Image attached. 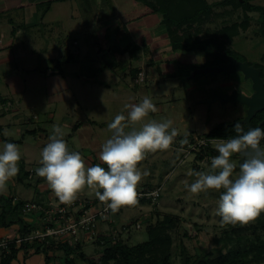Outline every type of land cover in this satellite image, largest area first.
<instances>
[{
    "label": "rangeland",
    "instance_id": "rangeland-1",
    "mask_svg": "<svg viewBox=\"0 0 264 264\" xmlns=\"http://www.w3.org/2000/svg\"><path fill=\"white\" fill-rule=\"evenodd\" d=\"M46 1L25 0L28 4ZM207 1L216 5L223 0ZM250 4L264 7V0H251ZM45 8H40V13L32 17L34 24L40 26L35 30L30 26L31 20L24 9L10 13L0 23V34L6 35L4 41L12 39L13 26L19 29L14 39V57L0 64V128H3L0 134L21 140L22 135L15 128L20 122L15 115L39 116L38 121L27 125L29 130L38 129L37 134L26 135L24 144L18 145L21 152L18 174L21 172L22 180L18 179L17 174L1 195L22 202L46 203L50 191L48 183L40 181L37 175L30 178L28 174L41 166V152L49 142L54 126L61 127L69 151L79 152L86 166L102 164L99 159L101 147L112 136L108 124L117 114L127 115V105L139 103L148 97L158 110L150 113L145 121L130 124L127 130L131 131L133 127L139 129L148 120L159 122L170 119L178 131L169 150L148 153L139 165L142 171L150 174L142 180L137 190L160 188L161 198L150 204L122 206L113 212L112 222L101 224L99 233L136 246L149 241L148 228L151 224L155 225L158 220L164 221L170 216L179 219L177 227L168 231L174 240L171 264L183 263L184 249L190 257V264H193L203 256L213 259L235 247L238 234L233 233L230 224L223 223L217 214L218 194H194L188 187L196 178L194 171L207 172L210 169L211 159L218 155L215 141H210L211 151L207 153L201 152L200 147L188 153L184 151L185 144L181 141L188 137L208 140L210 132L219 125L242 121L247 114L244 105L221 100L208 104V101L217 94H231L234 90L247 94L251 91L250 82L241 73L200 74L192 78L195 71L211 67L213 58L206 52L171 50L168 42H165L166 59H173V63L167 66V70L154 58V64H150L149 61L153 60L150 57L160 54V40L153 35L160 30V23L147 27L152 33L150 37L141 35L139 30L129 33V16L134 17L136 12L144 9L142 5L135 6L132 0H66L55 3L43 21ZM214 12L215 17L207 19L204 28L201 27L203 32L201 30L200 37L210 39L226 26L248 21L245 29L243 26L238 28V36L229 45L232 50L230 55L241 62L263 68L264 74L262 15L234 5L214 7ZM9 20H13L14 25ZM108 26L110 29L104 33L108 37L104 38L101 31ZM108 40H122L123 44L111 51L107 46ZM128 41L132 45L124 50ZM64 46L68 52L79 55H75L74 62L62 63L57 67V60L66 54ZM125 51L132 56L131 59L120 60L116 52L122 55ZM50 59H54L55 63L51 64ZM140 68H143L146 77L144 82L136 83L134 74ZM14 70L25 75L26 89L15 97L14 105L9 108L11 110L5 111L1 97L9 92L4 75ZM51 71L54 74H50ZM4 142L0 141V144ZM233 159L237 165L242 161L238 156ZM97 190L86 186L73 201L81 198L99 204L95 196ZM36 216L39 221L33 231L41 229L45 218L39 213ZM103 226L108 230H102ZM18 231L17 226L5 229L3 241L13 238ZM243 237L242 245L258 237L264 240V230H256L255 234L254 230H249ZM67 241L64 237L56 240V243ZM99 241H82V252L95 262L103 252L102 240ZM63 255L62 251L49 253L54 259L51 264H62L60 257ZM27 256L26 260L24 254L21 255L12 264L45 263L43 254ZM2 261L0 252V264ZM76 262L91 264L79 255Z\"/></svg>",
    "mask_w": 264,
    "mask_h": 264
},
{
    "label": "clouds",
    "instance_id": "clouds-1",
    "mask_svg": "<svg viewBox=\"0 0 264 264\" xmlns=\"http://www.w3.org/2000/svg\"><path fill=\"white\" fill-rule=\"evenodd\" d=\"M126 107L127 115L117 114L108 124L112 136L101 147L102 164L91 167L79 152L69 151L61 127L54 126L36 175L48 183L60 202L71 203L88 186L98 189L95 196L107 210L115 212L138 203V186L150 174L142 171L140 162L148 153L169 150L178 131L170 119L148 120L129 131L130 124L145 121L158 109L148 97ZM233 128L237 133L234 138L214 139L218 155L211 159L207 172H193L196 178L188 187L194 194H218L217 214L223 223L246 225L264 213V127L244 131L235 123ZM237 156L242 159L239 165L233 159ZM20 160L17 144H0V194L17 176Z\"/></svg>",
    "mask_w": 264,
    "mask_h": 264
},
{
    "label": "trees",
    "instance_id": "trees-1",
    "mask_svg": "<svg viewBox=\"0 0 264 264\" xmlns=\"http://www.w3.org/2000/svg\"><path fill=\"white\" fill-rule=\"evenodd\" d=\"M61 1L65 0H49L41 3L39 6L40 8L46 7L44 12L45 15L54 2ZM250 1L251 0H223L215 5L210 4L207 0H134L135 3L142 2L145 4V15L159 13L163 16V22L168 31L170 45L175 51L206 52L213 58L211 67L223 63V60L220 59L217 53H227L230 55L232 50L229 48V45H231L234 38L238 36V28L243 26L245 29L248 23V21H246L240 25L234 24L233 26H226L210 39H206L202 36L200 37L201 30L203 32L206 20L215 17L214 7L234 5L236 8L242 7L246 9V11L260 13L262 15L264 34V7L252 5ZM202 26L203 28H201ZM261 69L262 77L264 78L263 68ZM139 73L140 70H136L134 79L139 76ZM258 115L262 116L264 114L259 113ZM259 117L260 116L252 122L251 128L259 127L263 119ZM233 126L234 124H221L210 132L207 139L234 138L237 133ZM242 127L244 131L250 129L247 125H242ZM187 140L193 139L188 137ZM5 141L15 144L19 143L18 141L9 139ZM210 151V144L201 147V152L203 153ZM13 201L14 198H7L0 194V228L7 229L18 225L19 231L17 234L24 235L32 232L35 228L34 225L28 224L24 220L20 210V205L22 206L24 202L20 201L18 206H14ZM141 204L150 203L144 201ZM178 221L179 219L177 217L167 216L164 221L158 220L155 225L151 224L148 228L149 241L136 246H130L122 240L115 241L111 238V235H101L100 240H102L103 252L98 262L88 259L85 256L82 252V242L72 243V241L68 240L63 243H56L55 240L50 239L49 244L46 241L42 242L35 240L32 243L25 242L18 245L13 241L9 245L8 251L0 249L3 255L2 264H12L18 261L23 254L26 260L28 258L27 254L31 256L43 254L45 257L44 264H51L54 259L49 256V253H56L58 251L64 252V255L60 257V262L62 264H77V255H79L81 259L88 260L91 264H171V252L174 240L168 231L176 228ZM230 226L232 227V232L238 234L236 246L229 249L226 253L222 252L213 259H210L208 256H203V258H201L203 260L199 259L198 262L200 261V264L264 263V240L262 238L258 237L255 241H250L245 245L241 244V240L244 238L243 235H247L249 230H254V234L256 230H264V213L246 225L230 224ZM2 242L3 239L0 237V244ZM99 244L101 245V242ZM185 253L187 254V250L184 249L183 255ZM54 256L56 257V255ZM188 264H190L189 255ZM193 264H196V262Z\"/></svg>",
    "mask_w": 264,
    "mask_h": 264
},
{
    "label": "crops",
    "instance_id": "crops-1",
    "mask_svg": "<svg viewBox=\"0 0 264 264\" xmlns=\"http://www.w3.org/2000/svg\"><path fill=\"white\" fill-rule=\"evenodd\" d=\"M65 1H61V2H65ZM132 1H133V4L135 6L136 5H142L144 7V9L141 10L140 13L136 12V16H134V17H132V15L129 16L130 19H129V22L127 23V26H128L127 28H129V33L131 31H135V30L138 31L139 30V33L141 35H144L145 37H147V36L150 37L152 35V33H150L147 30V27H151L155 24L160 23V30L153 33V35H155L157 37L155 39L156 40L158 39V41L160 40V54H154L150 57V59L154 58L155 60L159 61L161 66L164 68V70H167L168 69L167 66H169L171 63H173V59H170V60L166 59L167 45L165 42H168L170 47H171V45H170V40H169L166 25L163 22V16L159 13L145 15L144 14V13H146L145 4L142 2L135 3L134 0H132ZM41 3H43V2L35 3V4H28L25 2V0H0V23H1V20L3 18H5V16L9 15L10 13L16 12L20 9H24V12L27 14V17H29L31 20L29 22L30 26L33 28V30H35V29L39 28L40 26L38 25V23L34 24V21H32V17L35 14L40 13V6L39 5ZM55 3H60V2H54L52 4V6ZM51 7H50V9H51ZM50 9L47 11V13L50 11ZM47 13H45V15H44V12H43V21H45V16L47 15ZM25 19H27L26 15H25ZM9 22L12 25H14L13 20H9ZM109 29H110V27L108 26L105 30L101 31V35L104 38L108 37V35H106L104 33H106V30H109ZM18 31H19V29L13 26L12 39H9L8 41H4L6 38V35H4L3 33L0 34V38H1V40H0V64H3L10 57H14L12 55V52L14 51V49H13L14 48V39L17 37ZM146 40H147V38H146ZM131 43L132 42L125 44L124 50H127L132 45ZM121 44H123L122 40H114V42H111V40L107 41V46L109 47V49L111 51L115 50L116 48H119L118 45H120V47H121ZM64 49L66 50V54H65V56H62L59 58V60H57V63H56L57 67L62 63L74 62L75 61V55H79L78 53L73 54L71 52H68V48L65 46H64ZM170 49L172 50L173 48L171 47ZM116 54L119 55L120 60H127V59H131V57H132L126 51L122 55L118 52H116ZM21 55L24 58V53ZM154 59L150 60L149 63L154 64V61H155ZM49 61L51 62V64L55 63V62H53L54 59H50ZM47 70L49 71V69H47ZM139 70H140V73L141 72L145 73L143 68H140ZM48 71H46V72H48ZM49 73L54 74L53 71H51ZM20 75H21V72L20 71L16 72L15 70L11 74H5L4 75V78L6 80L5 83H6L8 92H9L5 96L1 97V100H2L1 103L4 106L5 111L11 110L9 108L14 105L15 97H17L18 94L22 93L26 89L25 85H24V76L25 75L23 73L21 76ZM137 78L135 79V82H136ZM192 78H194V77H192ZM1 116H5V115H1ZM15 117H16L17 121L20 122L19 125L15 126V128L17 129L16 130L17 133L22 135V139L21 140H15L13 138H6L2 134H0V141H5L6 139H9V140H13V141H18L19 143L17 145H19V144L22 145V144H24V139H25L26 135H28V134L29 135H36L37 134L38 129L29 130V129H27V125L34 123V121H38L39 116L33 115V117H30V116L28 117L27 115H15ZM77 128H78V126H77ZM0 130L3 131V128L1 127ZM30 132H32V133H30ZM28 175L30 178H34L36 176V170L32 169ZM18 179L22 180L21 172L18 174ZM39 180L46 182L43 178H39ZM57 202H59V199L54 195V193L50 189V191L47 193V202L46 203L55 204ZM23 218L28 224L36 225V223L38 222V217L35 214H28V215H25V217L23 216ZM16 226L19 227L18 225H15V226H13V228ZM103 229L108 230L107 227L104 228V226H103L102 230ZM4 231H5V229H0V237L1 238L3 237L2 233ZM32 259H33V257H32ZM41 259H42V257H41Z\"/></svg>",
    "mask_w": 264,
    "mask_h": 264
},
{
    "label": "built area",
    "instance_id": "built-area-1",
    "mask_svg": "<svg viewBox=\"0 0 264 264\" xmlns=\"http://www.w3.org/2000/svg\"><path fill=\"white\" fill-rule=\"evenodd\" d=\"M144 76L143 72L139 73L136 83L144 82ZM187 141L184 151L187 150L188 153H192L198 147L201 149L203 146H208L211 140L196 138ZM137 191L138 203L134 205H139L144 201L154 203L161 197L160 188H144ZM13 204L18 206L20 200L14 198ZM20 210L23 215H36L39 213V215L45 217L43 218L41 229H35V231L24 235L17 234L12 239H6L0 244V249L8 251V247L13 241L18 245L25 242L32 243L35 240L48 243L50 239L56 241L64 237L75 243L82 241L96 242L102 235V233H99L101 224L112 222L111 217L113 214V211L107 210L102 202L97 204L81 198L67 204L60 201L55 204L24 202L22 206L20 205ZM138 228H140V225H138Z\"/></svg>",
    "mask_w": 264,
    "mask_h": 264
},
{
    "label": "water",
    "instance_id": "water-1",
    "mask_svg": "<svg viewBox=\"0 0 264 264\" xmlns=\"http://www.w3.org/2000/svg\"><path fill=\"white\" fill-rule=\"evenodd\" d=\"M217 55L223 60V63L217 66L197 70L192 77H196L200 74L211 75L226 73L231 75L233 73H241L246 81H250L252 83L251 95L240 92L239 90H234L231 94L215 95L211 101H208V104L221 100L224 103L227 102L234 105L241 104L248 107L246 117L238 123L251 127V122L257 113L264 111V78L262 77V70L255 65L249 64L248 62H241L227 53H217ZM263 126L264 121L259 124V127ZM182 264H188V255L186 253L184 254ZM196 264H200V261Z\"/></svg>",
    "mask_w": 264,
    "mask_h": 264
},
{
    "label": "flooded vegetation",
    "instance_id": "flooded-vegetation-1",
    "mask_svg": "<svg viewBox=\"0 0 264 264\" xmlns=\"http://www.w3.org/2000/svg\"><path fill=\"white\" fill-rule=\"evenodd\" d=\"M248 82V81H247ZM250 82V81H249ZM250 84H251V87H252V83L250 82ZM248 95H251L252 94V89H251V91H249L248 93H247ZM246 107V106H245ZM248 109V107H246V110ZM261 113H263L264 114V111L263 112H261ZM259 113H257V115L254 117V119L252 120V122L254 121V120H256L257 119V117L258 116H260V117H262L263 119H262V121H264V115H258ZM245 117H246V115H245ZM259 117V118H260ZM261 121V122H262ZM252 122H251V125H252ZM251 128V127H250Z\"/></svg>",
    "mask_w": 264,
    "mask_h": 264
}]
</instances>
